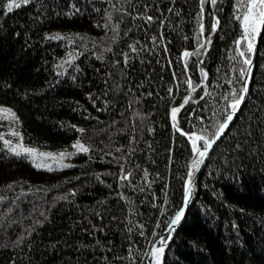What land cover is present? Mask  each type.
<instances>
[{
  "label": "trees",
  "instance_id": "16d2710c",
  "mask_svg": "<svg viewBox=\"0 0 264 264\" xmlns=\"http://www.w3.org/2000/svg\"><path fill=\"white\" fill-rule=\"evenodd\" d=\"M249 1L29 0L9 13L0 0V105L27 145L89 149L49 172L0 139V264H147L185 203L181 132L212 136L243 86ZM165 241L162 264H264V28L246 102Z\"/></svg>",
  "mask_w": 264,
  "mask_h": 264
},
{
  "label": "snow or ice",
  "instance_id": "6c2138e0",
  "mask_svg": "<svg viewBox=\"0 0 264 264\" xmlns=\"http://www.w3.org/2000/svg\"><path fill=\"white\" fill-rule=\"evenodd\" d=\"M216 2L217 0H211L213 6L216 4ZM21 3L27 5L29 3V0H10V2H8L6 5L7 11L10 13L13 11V8H20ZM204 3L205 0H200L201 9H203ZM148 19L151 20L152 18L148 17ZM237 19L241 20V17L238 16ZM241 23L243 27V36L241 37L240 40L236 41V52H237V57H239L238 62L241 65L239 68V77L242 79L243 86L239 89V92L233 90L230 93L231 95L230 101L228 97H224L225 101H227V105L224 108L223 112L221 113V115L223 116V121L217 125L215 132L212 134V136L181 132L182 135L188 136V139L191 142V151L193 153V159L191 160V164H190V171L187 174L185 203H187L189 190L193 185L194 173L199 170L205 158L208 156L209 151L213 148V145L216 144V142L221 138V136L224 135L225 131L229 128V125L232 123L236 115V112L239 110L241 104L244 102L245 95L248 93L247 83H248V79L251 78V73L253 70V61L251 59V55L248 54H254L255 38L257 35H259L262 28H264V0H251V7H249L248 11L243 15ZM218 24H219V20H216L215 24H213L212 26L213 29H215ZM199 27H200V32L202 33L204 31L203 24H201ZM47 38L64 39V37L59 36V34ZM244 41L247 42L246 51L242 50L240 47ZM133 51H135V48H133ZM190 55L192 54L187 51L183 53L184 57H189ZM233 59H235V57H233ZM188 84L189 87H191L190 80L188 81ZM185 103H187V101H185ZM179 111L180 109L176 107L172 108L171 110V116L174 122L176 121V116ZM4 113H8L10 118L18 120L15 113L12 112L11 109H4L3 107H0V117H2ZM173 127H176L175 123L173 124ZM77 131L83 132L84 130L77 129ZM177 131H181V130L177 128ZM11 134L13 136L19 137L20 139V143L16 144L15 146H11L10 141L4 140L5 145L8 146V151L12 153L14 156L21 157L23 155V156L31 157L33 165L35 167L44 166L36 163L38 157L51 158L53 160L57 159V157L53 156L51 153H37L36 149L25 147L23 145V137L20 136L19 133L12 132ZM0 139H2V137H0ZM200 141L203 142V147L198 146V142ZM72 147L84 153L89 152V149L85 147L83 144H81L79 141L73 144ZM66 155L71 156L72 153L61 152L59 153V159L62 161L66 157ZM71 166L72 165L62 164L60 167L61 170H63V168H68ZM47 170L52 171L53 169L51 166H47ZM184 215H185L184 210L181 209L179 212L176 213L174 219H172L171 221V224L177 225L182 220ZM165 243H166L165 239H161L159 241V244L161 245L160 247L150 246L152 247L150 256L155 260V264H162V257L165 252V247H164Z\"/></svg>",
  "mask_w": 264,
  "mask_h": 264
},
{
  "label": "rangeland",
  "instance_id": "374dc122",
  "mask_svg": "<svg viewBox=\"0 0 264 264\" xmlns=\"http://www.w3.org/2000/svg\"><path fill=\"white\" fill-rule=\"evenodd\" d=\"M0 107H3V106L0 105ZM3 108L4 109H9L7 107H3ZM176 108H179L180 109L179 106H176ZM177 115H178V113H177ZM171 120H172V116H171ZM174 123L177 126V116H176V121L175 122L172 120V124H174ZM0 125H1V128H2V140H3V143H4V140L10 141L11 142V146H15L16 144L20 143L19 137L13 136L11 134L12 132H17V133L20 134V136H22V133H21V130H20V121H19V119L17 120V119L10 118L8 113H4L3 116L0 117ZM77 141H79L81 144H83L85 147H87V145L82 140H80V139L75 140L72 143V145L75 144ZM23 145L25 147H29V148L36 149L37 150V153H51L53 156H56L57 157L56 160H53L51 158H43V157H38L37 158L36 163L37 164L44 165V166L38 167V168L47 170V166H51L53 170L52 171H49V172H60V171L66 170L67 168H63V170H61V167L60 166L62 164L72 165L73 164V156L76 153L82 152V151H80V150H78L76 148H73L72 146L70 148H67V149L53 151V150H47V149H43V148H38V147H35V146L27 145V144L24 143V141H23ZM198 146H199V142H198ZM6 147L8 148V146H6ZM61 152L72 153V155L71 156H67L66 155V157L61 161L59 159V153H61ZM27 158L32 162V158L31 157H27ZM165 245H166V243H165ZM165 245H164V247H165ZM160 246L161 245L158 243L155 247H160ZM153 264H155V260H153Z\"/></svg>",
  "mask_w": 264,
  "mask_h": 264
},
{
  "label": "water",
  "instance_id": "95a60500",
  "mask_svg": "<svg viewBox=\"0 0 264 264\" xmlns=\"http://www.w3.org/2000/svg\"><path fill=\"white\" fill-rule=\"evenodd\" d=\"M249 7H251V0H250L249 4H248V6H247V10H246V12L248 11V8H249ZM246 12H245V13H246ZM245 13H244V14H245ZM242 18H243V16H242ZM242 18H241V20H242ZM241 25H242V23H241ZM261 32H262V30H261ZM261 32H260L259 35H257L256 38H255V52H254V54H251V59H252V61H253V68H254V66H255L256 59H257V53H258V47H259V39H260ZM252 71H253V70H252ZM251 75H252V73H251ZM249 80H250V79H248L247 87H248V84H249ZM247 95H248V93L245 95L244 102L241 104L239 110L236 112V115H237V114L239 113V111L243 108V106H244V104H245V102H246V99H247ZM236 115H235V116H236ZM216 143H217V142H216ZM215 145H216V144L213 145V148H214ZM213 148H212V149H213ZM212 149L209 151L208 156L205 158V160H204L203 164L201 165V167L199 168V170L196 171V172L194 173L193 185H192L191 189L189 190V195H188V197H187V203H184L183 208H182V209L184 210L185 215H186V212H187V210L189 209V207H190V205H191V202H192V198H193V194H194V191H195V184H196L197 177H198L200 171L202 170V168L204 167L205 163L207 162V160H208V158H209V156H210V154H211ZM185 215H184V217H185ZM174 217H175V216H174ZM174 217H173V219H174ZM184 217L182 218V220H181L177 225H172V224L170 223L169 226H168V228L165 230V232H164L163 234H161L159 237H157V239H156V240H155L150 246H154V247H155V246L159 243V241H160L161 239H164V238H165L166 236H168V235H169V237H170V238H169V240H170V239L173 237V235H174V233H175V230H176L177 226H178L179 224H181V222L183 221ZM165 248H166V247H165ZM151 251H152V247H150V248H149V251H148L147 264H153V260H154V259L150 256ZM163 257H164V254H163ZM163 257H162V261H163Z\"/></svg>",
  "mask_w": 264,
  "mask_h": 264
},
{
  "label": "bare ground",
  "instance_id": "6f19581e",
  "mask_svg": "<svg viewBox=\"0 0 264 264\" xmlns=\"http://www.w3.org/2000/svg\"><path fill=\"white\" fill-rule=\"evenodd\" d=\"M250 2V1H249ZM249 4V3H248ZM247 10V9H246ZM246 12V11H245Z\"/></svg>",
  "mask_w": 264,
  "mask_h": 264
}]
</instances>
